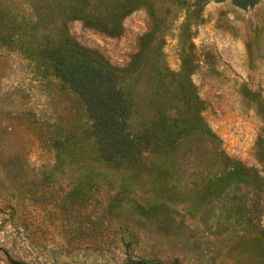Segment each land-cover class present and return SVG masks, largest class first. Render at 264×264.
<instances>
[{
	"label": "rangeland",
	"instance_id": "374dc122",
	"mask_svg": "<svg viewBox=\"0 0 264 264\" xmlns=\"http://www.w3.org/2000/svg\"><path fill=\"white\" fill-rule=\"evenodd\" d=\"M57 4L0 0L7 27L12 22L22 32L27 20H37L34 42L43 43L61 25L70 39L130 76L142 116L148 94L172 118L185 109L179 92L192 94L191 108L213 139L185 140L164 171L78 166L69 156L56 157L50 140L63 137L56 124H85L79 104L56 79L35 70L28 51L0 44V264H12L9 258L27 264H251L234 237L248 241L249 234L229 213H219L222 201L204 206L191 199V190L216 171L220 157L204 168L215 147L227 164L250 169L253 185L264 186V0L244 9L231 0H137L111 32L59 13ZM248 187L254 188L250 181L238 194ZM260 209L264 228V199ZM218 226L226 230L211 234Z\"/></svg>",
	"mask_w": 264,
	"mask_h": 264
},
{
	"label": "trees",
	"instance_id": "16d2710c",
	"mask_svg": "<svg viewBox=\"0 0 264 264\" xmlns=\"http://www.w3.org/2000/svg\"><path fill=\"white\" fill-rule=\"evenodd\" d=\"M57 10L65 16H78L88 23L96 24L101 29L111 32L118 26V18L130 10L137 0H57ZM206 0H195L196 3ZM222 1V0H213ZM258 0H231L239 8H247ZM0 8V44L16 46L28 51L36 71L47 81L56 79L61 90L70 93L78 102L84 116V122L67 124L65 128L56 124L62 139H51L50 145L56 157L69 156L75 165L87 164L91 167L102 166L113 170H134L143 168L148 171L165 170L166 162L175 154L181 144L191 138L213 139V135L204 124L196 110L191 108L192 94L179 92L178 98L185 106L169 117L166 112L156 108L152 94L141 102L148 111H142L134 97L131 77L121 73L120 69L108 64L95 51L84 48L57 26V36L47 37L41 42H34L37 20L30 18L26 30L17 32L12 26H6ZM40 17V16H38ZM47 17L53 21L51 16ZM20 18H24L20 16ZM26 21V22H27ZM26 25V24H25ZM109 25L111 28H109ZM7 27V28H6ZM12 29V30H10ZM150 50L146 46L138 55L137 69ZM141 116L138 120L134 117ZM213 144L211 140L207 142ZM61 156V157H62ZM219 159L215 172L208 173L198 189L191 190L193 200L203 201L204 206L213 200L222 201L219 213L231 215L241 226L244 235L236 237L235 247L250 257L251 264H264V228L258 223L260 201L264 199V186H256V177L250 169L239 162H229L220 156L215 147L208 163L207 171ZM227 164V165H226ZM250 177V178H249ZM249 179V180H248ZM252 183L254 188H246L238 194L239 186ZM236 191V192H235ZM248 197V198H247ZM190 198V197H189ZM200 200H199V199ZM247 198V205H246ZM218 213V214H219ZM219 219H216L218 222ZM222 222V221H219ZM221 225V224H220ZM226 228L218 226L211 234L222 233ZM12 264H27L9 258ZM119 264H164L146 259H127Z\"/></svg>",
	"mask_w": 264,
	"mask_h": 264
}]
</instances>
